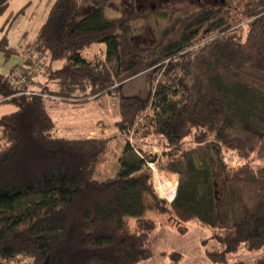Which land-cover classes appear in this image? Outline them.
Instances as JSON below:
<instances>
[{
  "label": "trees",
  "instance_id": "16d2710c",
  "mask_svg": "<svg viewBox=\"0 0 264 264\" xmlns=\"http://www.w3.org/2000/svg\"><path fill=\"white\" fill-rule=\"evenodd\" d=\"M141 1L51 0L23 58L40 85L0 73V102L15 105L0 116V264H138L156 254L178 264L179 252L154 251L156 218L209 226L202 244L212 264L264 248V0H209L135 48ZM8 5L0 0V14ZM93 43L105 44L104 56L87 60ZM145 72L144 96L122 92ZM106 96L117 100L113 125L124 142L114 174L96 179L111 138L59 135L46 106H100ZM148 163L177 175L170 201ZM217 178L241 193L221 219ZM230 264H264V252Z\"/></svg>",
  "mask_w": 264,
  "mask_h": 264
},
{
  "label": "rangeland",
  "instance_id": "374dc122",
  "mask_svg": "<svg viewBox=\"0 0 264 264\" xmlns=\"http://www.w3.org/2000/svg\"><path fill=\"white\" fill-rule=\"evenodd\" d=\"M51 0H9L6 10L0 14V41L6 43L13 50L6 54V49L0 47V73L9 76L11 73L18 76L20 82L17 85H25L26 89L34 90L39 83H35L39 77L35 75V68L24 66L23 58L26 55H33L27 52L29 43L34 39L37 30L41 24L44 14ZM209 0H142L139 3V9L146 14L137 18L131 26L132 44L135 48L142 45H152L159 40L164 27L169 26L177 17L189 13L191 10L202 6ZM138 4V3H137ZM117 5V3H116ZM113 7H116L113 4ZM163 7V8H161ZM121 11H128L127 5L119 6ZM107 16L113 17L118 12H106ZM247 26L243 25L240 33L241 40H245ZM101 54V53H100ZM100 54L90 56L95 60ZM35 56V55H34ZM260 64L264 67V57L261 56ZM34 71V74L33 72ZM148 73L145 72L139 76H134L126 80L122 85L124 94H142L147 93ZM33 77V80L31 78ZM35 79V80H34ZM34 87V88H33ZM15 109V105L10 102H0V116ZM55 126L65 127L68 124H77L80 122L94 121V113L101 119L99 129L93 132V135L103 133L110 136L115 133L113 121L117 114V101L112 96H106L103 103L98 106L94 101L84 104H75L67 101H48L46 106ZM97 118V116H95ZM84 122L83 124H85ZM64 136H68L63 134ZM124 140L121 137L112 138L109 144L101 154L99 161L94 169L93 177L96 179H105L113 175L116 170L117 158L122 151ZM187 146V145H185ZM160 149L157 148V153ZM221 156L224 162L230 167H236L238 158L222 150ZM160 176V175H159ZM159 176L155 179L154 186L158 192H164L160 184L164 181ZM221 178V176H220ZM218 179L217 201L220 212V219L225 216L228 202L236 200L241 193L232 188L229 184ZM177 182V180H176ZM167 184V181H165ZM166 188V187H165ZM176 188V185H175ZM239 193V194H238ZM165 196L166 193L164 192ZM168 197V196H166ZM222 215V216H221ZM157 221V226L153 231V248L157 253L176 251L181 254L178 264H212L205 256V247L203 240L210 235L211 228L199 223L195 219H190L187 223L170 222L162 223ZM186 227V231L180 229ZM264 252V248L249 253L241 247L237 254L231 256L226 264H230L236 259L251 261L253 257ZM14 264H20L19 262ZM22 264H25L22 263ZM138 264H169L167 257L156 254L153 258L142 261Z\"/></svg>",
  "mask_w": 264,
  "mask_h": 264
},
{
  "label": "crops",
  "instance_id": "0c3cea01",
  "mask_svg": "<svg viewBox=\"0 0 264 264\" xmlns=\"http://www.w3.org/2000/svg\"><path fill=\"white\" fill-rule=\"evenodd\" d=\"M104 52H105V44L104 43H93L88 48H86L84 51H82V56L85 59H87V60H93L92 58L90 59V56H94L96 54H100L101 53L99 55V57H97L96 59L102 58L104 56ZM139 75H137V76H139ZM93 116H94V121L93 122L84 121V122H86L85 124H83L84 122H80V124L79 123H77V124H68L65 127L55 126L52 131L57 133V134H59V135H62V136H64L63 134H66L68 136H65V137H68V138H72V137L106 136L103 133H100V135H93V132L99 129L100 125L98 123H100V121H101V119L99 118L98 114L94 113ZM95 116H97V118ZM116 116H117V114H116ZM115 119H116V117H115ZM113 128H114V125H113ZM99 130H101V129H99ZM114 130H115V128H114ZM107 137H110L111 140H112V138H116V137H120V136H119L118 132L115 130L114 134H111L110 136H107ZM152 150L157 152V148L156 147H154ZM159 171L161 172V175L159 176V178H162V180L164 181L163 185L160 184V187H161V189L163 188L162 189L163 191H165V189H166L165 187L167 186L165 181L168 180V176L169 175H173V176H175V180H177V175L175 173H173V172H169V171L162 170V169H159ZM176 184H177V182H175V185ZM156 191H157V189H156ZM157 193L159 194V196L164 197L168 201H170L173 198L174 194H175V190L173 192L172 197H166L164 192L160 193V192L157 191Z\"/></svg>",
  "mask_w": 264,
  "mask_h": 264
},
{
  "label": "bare ground",
  "instance_id": "6f19581e",
  "mask_svg": "<svg viewBox=\"0 0 264 264\" xmlns=\"http://www.w3.org/2000/svg\"><path fill=\"white\" fill-rule=\"evenodd\" d=\"M159 175H161V172L157 171L156 172V177H158ZM175 182H176L175 176L169 175L168 176V180H167V186H166V189L164 191L166 193V196L172 197V193H173L174 188H175Z\"/></svg>",
  "mask_w": 264,
  "mask_h": 264
},
{
  "label": "built area",
  "instance_id": "2783aa9c",
  "mask_svg": "<svg viewBox=\"0 0 264 264\" xmlns=\"http://www.w3.org/2000/svg\"><path fill=\"white\" fill-rule=\"evenodd\" d=\"M34 73V71H32ZM149 167L151 168L152 171V178H153V183L155 184V179L156 177V172L159 171V169L154 165V163H148Z\"/></svg>",
  "mask_w": 264,
  "mask_h": 264
}]
</instances>
